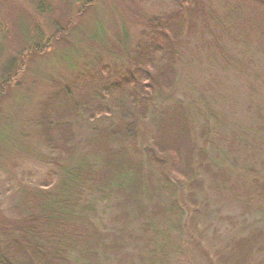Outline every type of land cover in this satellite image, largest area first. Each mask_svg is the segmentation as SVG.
<instances>
[{"label": "rangeland", "instance_id": "rangeland-1", "mask_svg": "<svg viewBox=\"0 0 264 264\" xmlns=\"http://www.w3.org/2000/svg\"><path fill=\"white\" fill-rule=\"evenodd\" d=\"M86 1L0 0V249L30 195L130 125L116 148L157 195L140 211L123 194L88 198L98 230L119 239L92 264H264V0ZM174 20L164 36L150 26ZM60 102L74 137L59 152L43 117ZM181 112L206 156L194 185L146 150L161 114Z\"/></svg>", "mask_w": 264, "mask_h": 264}, {"label": "trees", "instance_id": "trees-1", "mask_svg": "<svg viewBox=\"0 0 264 264\" xmlns=\"http://www.w3.org/2000/svg\"><path fill=\"white\" fill-rule=\"evenodd\" d=\"M89 4L87 0L85 5ZM175 19L178 21V18ZM177 24L174 20L160 24L152 22L150 26L158 29L157 32L164 36L166 33L170 34L169 31L174 30ZM149 86L151 85L147 87ZM148 96L151 99L152 95ZM63 97L66 99L68 96ZM60 104L62 102L49 105L43 117L49 139H55L54 142L57 143H54V148L59 152L60 149L68 151L67 145L74 137L71 123L67 120L70 106L68 103L58 106ZM161 116L156 120L159 133L157 140L146 150L151 153V159L163 169L166 162H169L171 170L177 174L181 173L180 168L183 166L186 176L182 174L181 177H185L183 180L187 181L195 156L205 159V153L193 141L188 115L181 112L174 113L170 118L164 113ZM128 130H131L130 125L107 136L99 145L100 151L96 157H88L63 168L55 191L53 189L51 194L45 191L39 195H30L26 200L27 204L29 202L28 214L24 215L22 224L17 229H11L16 237L9 236L8 231L9 245L7 244L4 252L0 249V264H77L80 259L86 264H92L98 253L104 251L108 239L111 238L119 246V239L115 235L103 234L96 227L93 218L97 206L89 202L88 198L95 193L107 198L123 194L122 204L126 207L135 206L140 211L143 203H150V199L153 200L157 195L155 185L147 183L148 188L153 191L150 195L149 190L144 188L142 164L132 157L130 147L116 148L119 141L126 145ZM188 182L194 185L192 178ZM157 183L160 186L166 184L162 188L174 187L169 178L163 177ZM172 206L173 209H179L176 203H172Z\"/></svg>", "mask_w": 264, "mask_h": 264}]
</instances>
